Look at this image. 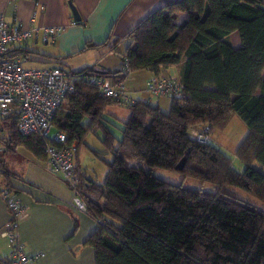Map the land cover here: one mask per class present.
Masks as SVG:
<instances>
[{"label": "trees", "instance_id": "1", "mask_svg": "<svg viewBox=\"0 0 264 264\" xmlns=\"http://www.w3.org/2000/svg\"><path fill=\"white\" fill-rule=\"evenodd\" d=\"M180 13L186 17L178 23ZM233 32L239 37L237 46ZM130 35L121 68L69 71L77 77L75 90L64 98L66 108L61 111L62 104L57 111L53 128L66 135L68 144L77 142L75 154L88 131L100 125L106 108L122 103L101 95L82 73L116 85L134 71L158 74L179 65L185 96L171 97L169 112L141 100L128 106L117 146L108 132L103 140L113 158L102 183L86 179L75 165L84 210L99 224L83 245L93 248L95 264H264V210L229 188L264 202V0H172L141 20ZM14 52L60 67L59 58L44 59L30 49ZM233 116L248 128L234 151L245 164L242 173L220 149L190 135L197 126L224 129ZM84 118L89 120L86 126ZM0 141L5 145L0 153L2 183L16 193L3 154L23 146L45 161L44 141L19 133L14 116L1 124ZM128 159L208 182L215 191L168 183L128 165ZM73 225L74 233L75 217Z\"/></svg>", "mask_w": 264, "mask_h": 264}, {"label": "crops", "instance_id": "2", "mask_svg": "<svg viewBox=\"0 0 264 264\" xmlns=\"http://www.w3.org/2000/svg\"><path fill=\"white\" fill-rule=\"evenodd\" d=\"M35 1L18 0L15 8L9 0H0V12L7 20L17 17L30 29L52 26L62 30L51 43H42L31 37L25 44L17 45L16 49L34 50L45 55L44 59L59 58L58 66L67 71H79L86 67L105 71L121 68V54L132 44V29L155 9L172 0H72L80 15L78 22L72 17L68 0H38L43 5L42 9ZM33 14L35 16L31 20ZM39 44H43L41 50ZM39 64L37 66H51ZM136 72H144V82L142 87L133 85L127 88L132 100L167 107L169 103L165 98L169 96L155 97L146 91L145 83L152 71L144 69ZM137 73H129L123 85ZM162 73L180 78V66L162 69ZM74 144L77 145V142L74 141ZM19 147L4 153L2 162L9 173L10 187L28 208V215L19 222L18 228L26 252L30 255L42 253L41 264H95L93 248L83 243L98 230L99 224L84 209L70 203L73 197L71 188L61 176L53 174L44 161L38 160L26 149L29 155L22 161L16 157H5L10 153L16 154ZM74 157L78 159L79 152L77 155L74 153ZM2 182L1 174L0 185ZM73 217L78 221L74 233ZM8 219V210L0 196V261L9 260L12 253V244L1 233Z\"/></svg>", "mask_w": 264, "mask_h": 264}, {"label": "built area", "instance_id": "3", "mask_svg": "<svg viewBox=\"0 0 264 264\" xmlns=\"http://www.w3.org/2000/svg\"><path fill=\"white\" fill-rule=\"evenodd\" d=\"M16 8L18 0H9ZM35 4L40 9L38 0ZM31 16V20L34 18ZM75 23V22H74ZM61 27L41 26L30 29L17 17L7 20L0 12V134L1 124L11 116L15 117L16 127L23 135L36 134L45 145V162L49 170L61 176L73 192L70 203L84 209V202L78 194V174L75 172L73 155L76 151L74 141L67 143L66 135L53 129V118L62 106L64 98L75 90L76 75L57 66L25 67L26 58L16 55V46L35 37L42 43L53 41L61 32ZM88 82L97 85L100 94L120 99L131 105L135 101L128 95L123 84L113 85L110 80L94 74H81ZM146 91L155 96H185L184 85L174 76L167 73H154L145 83ZM210 125L190 129V135L198 142L210 140ZM5 145L0 143V152ZM2 169L0 168V175ZM0 196L9 213L8 221L3 225L2 236L12 244L9 264H41L42 253L30 255L25 250L24 242L19 236V222L28 215V208L22 204L16 193L5 184L0 185Z\"/></svg>", "mask_w": 264, "mask_h": 264}, {"label": "rangeland", "instance_id": "4", "mask_svg": "<svg viewBox=\"0 0 264 264\" xmlns=\"http://www.w3.org/2000/svg\"><path fill=\"white\" fill-rule=\"evenodd\" d=\"M185 17H186L185 13H180L177 22L179 23L181 19ZM231 39L233 41V44L234 45L236 44L235 46H237V44L239 43V37L237 32L232 33ZM41 45L43 44H39L38 46L40 47L39 48L40 50H41ZM37 65H40L39 63H37V61L25 62V67H33ZM132 73H133L132 75H134V73L136 74L137 72L135 71ZM143 73L144 72L137 73L136 76H133L134 77L133 79H128L126 81V85H124V89L126 92H128L127 88L130 89V87L133 85H140V87H142L144 82ZM165 101L169 103V105L167 107H164L163 104V107L161 106V108H163L164 111L162 109L161 110L163 112H169L171 106V97H166ZM160 105H162V103H160ZM65 108L66 105L64 104L61 107V111ZM129 114H130V110L128 108L127 103L123 102L121 104L109 105L106 108L105 113L103 114V118L100 120V125L88 131V133L86 134L83 143H81L79 146L78 159H76V157L73 158L74 164L76 166L78 165L83 176H85L86 179L92 180L96 183H102L105 180V176L107 174V163L112 160L113 156L111 151L105 147L103 140L105 139L106 132H108L114 138V146H117L118 141L121 140L123 135L122 134L123 123L128 120ZM88 123H89L88 118H84L83 125L86 126ZM53 129H51L50 135H53L56 132V130ZM247 132H248V128L241 121V119L238 116H233L229 124H227V126L224 129H218V128L212 129L210 134L209 143L220 149L231 160V165L233 169L238 173H242L244 171L245 164L241 161L240 158H238L235 155L234 151L236 147L239 145V143L246 136ZM27 151L23 146H20L17 149L16 154L10 153L5 157L6 158L16 157L18 158V160L22 161L25 156L28 157L27 155H29L28 154L29 151L28 152ZM127 163L130 166H140L144 168L145 171L151 172L156 178L174 185L181 184L184 187H188L192 189H202L207 192L215 191V187L212 184L208 182H203L199 179L192 177L184 178L182 174L178 172L170 171L168 169H164L161 167L151 168L147 166L144 162L137 161L134 159H128ZM44 164L45 166H47L45 161ZM254 166L257 169L262 170L259 163L254 162ZM229 188L233 190L239 197L248 200L259 210H264V202L252 197V195H250L249 193H247L246 191L240 188H236V187H229Z\"/></svg>", "mask_w": 264, "mask_h": 264}, {"label": "water", "instance_id": "5", "mask_svg": "<svg viewBox=\"0 0 264 264\" xmlns=\"http://www.w3.org/2000/svg\"><path fill=\"white\" fill-rule=\"evenodd\" d=\"M67 3H68V6L70 8V11L72 13V17H73L74 21H76V22L80 21V15L78 13V10L74 6L72 0H68ZM184 162H185V159L184 158L181 159V161L176 165V168L177 169H181L183 164H184Z\"/></svg>", "mask_w": 264, "mask_h": 264}, {"label": "bare ground", "instance_id": "6", "mask_svg": "<svg viewBox=\"0 0 264 264\" xmlns=\"http://www.w3.org/2000/svg\"><path fill=\"white\" fill-rule=\"evenodd\" d=\"M50 43H51V41H50ZM25 44V43H24ZM31 66V65H30ZM174 97H183V96H174ZM64 104V103H63ZM54 130V129H53ZM72 143V142H71Z\"/></svg>", "mask_w": 264, "mask_h": 264}]
</instances>
